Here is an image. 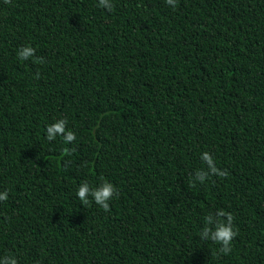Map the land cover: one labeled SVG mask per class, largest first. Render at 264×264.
I'll return each mask as SVG.
<instances>
[{"label": "trees", "instance_id": "trees-1", "mask_svg": "<svg viewBox=\"0 0 264 264\" xmlns=\"http://www.w3.org/2000/svg\"><path fill=\"white\" fill-rule=\"evenodd\" d=\"M111 3L0 0V258L264 264V0ZM204 152L226 176L194 180ZM103 181L107 212L76 196ZM220 210L228 255L200 239Z\"/></svg>", "mask_w": 264, "mask_h": 264}, {"label": "clouds", "instance_id": "clouds-1", "mask_svg": "<svg viewBox=\"0 0 264 264\" xmlns=\"http://www.w3.org/2000/svg\"><path fill=\"white\" fill-rule=\"evenodd\" d=\"M178 0H165L166 5L170 6L173 10L177 6ZM5 4L10 3V0H4ZM98 7H102L108 11H112L113 4L111 0H98ZM35 54V49L31 46H25L18 50L17 58L20 61H26L33 57ZM39 62H43L40 60ZM67 121L65 119H60L57 122L49 125L46 128V139L48 141L55 140L58 136L62 137L65 144H70L75 140V134L71 131H66ZM69 149L65 148L62 151V155H70ZM201 159L207 164L208 171H197L194 180H198L203 183L209 176V173L218 176H226V172L219 171L214 164L211 155L204 152ZM115 187L107 181H103L99 187L91 188L87 182L80 184L76 191L77 198L82 204L87 205L90 203L89 197H91V202H94L105 212L109 211V201L116 197ZM8 199V192H0V202L6 201ZM225 218L222 220L221 218ZM237 232L233 230V216L231 213H227L220 210L216 213L215 218L212 215H207L205 217V226L200 232V239L203 241H210L215 245L219 246V252L228 255L232 252L231 243ZM0 264H17V260L13 256H5L0 258Z\"/></svg>", "mask_w": 264, "mask_h": 264}]
</instances>
